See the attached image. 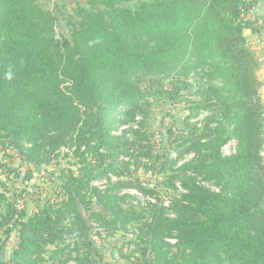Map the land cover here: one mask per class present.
Segmentation results:
<instances>
[{"label":"trees","instance_id":"16d2710c","mask_svg":"<svg viewBox=\"0 0 264 264\" xmlns=\"http://www.w3.org/2000/svg\"><path fill=\"white\" fill-rule=\"evenodd\" d=\"M85 1L88 8L76 9L71 39L60 45L52 35L56 16L38 0H0V134L30 162L73 143L84 146L83 159L87 152L99 162L109 158L98 173L87 163L78 176L69 174L57 201L14 219V260L39 264L46 251H76V264H91L100 254L88 222L93 219L108 231L118 220L138 226L128 239L127 264H264V102L258 61L244 36L254 28L244 16L256 0H136L134 8L120 5L133 0ZM191 69L223 78L235 99L228 102L212 84L202 90L203 101L212 104L203 108L215 105L227 122L210 127L214 116H208L202 138L194 137L180 154H192L174 175L185 188L180 197L169 209L153 205L146 215L118 203L123 197L116 190L138 186L133 181L118 180L106 191L90 188L94 178L121 175L122 155L133 156L145 138L136 129L131 138L111 134L147 107V90L133 77ZM230 137L235 151L222 156ZM199 176L227 193L199 183ZM93 198L112 217L93 209ZM14 213L8 208L0 227ZM168 238H176L181 251L173 253ZM139 242L141 250L133 247Z\"/></svg>","mask_w":264,"mask_h":264},{"label":"rangeland","instance_id":"374dc122","mask_svg":"<svg viewBox=\"0 0 264 264\" xmlns=\"http://www.w3.org/2000/svg\"><path fill=\"white\" fill-rule=\"evenodd\" d=\"M38 1L56 16L52 35L56 43L60 45L64 38L71 39L73 24L78 20L76 18L77 7L88 8L85 0ZM138 4L139 2L136 0L120 3L122 7L130 8H134ZM254 6L245 16L253 15L261 23L257 25L249 20L254 25L253 29L249 28L251 31H256L263 25L261 17L253 12ZM245 39L247 48L258 61L259 49L252 48L257 43H253L250 34H247ZM262 67L263 61L260 63L258 61L256 75L261 82L259 92L264 102V92H261L264 80L259 77L263 73L258 74ZM133 79H138L139 85L147 90V94L142 100V104L147 105V107L144 111L140 110L142 112L138 113L133 121L120 124L113 129L111 134L131 138L132 129H136L145 134L143 135L145 138L141 140L140 145L134 146L136 150L132 152L133 156L122 155L124 168L120 172L121 175L116 176L111 173L108 176L94 178L89 187H94L98 191H106L111 187L117 188L115 186L118 180L133 181L139 189L136 187L117 189L116 193L123 197L118 203L124 209H134L147 215L153 205L169 209L173 200L179 198L180 194L184 192L185 188L181 181L174 178V175L177 173L178 166L183 162V158L189 159L192 154L189 153L183 157H180V154L183 153L182 151L186 147H189L190 140L193 141L194 137L202 138L201 135L207 131V117L214 116V119L210 121V127H214L216 122L221 121L226 126L227 120L223 119L215 105L203 108L205 104H209L211 101H203L202 90L212 84L219 89L221 95L228 102L235 99V94L229 89L223 78L211 79L200 70H197V72L193 69L183 72L178 70L158 72L139 75L133 77ZM68 86V82L61 85L66 92L69 91ZM161 90L165 92L159 93ZM73 104L76 105L77 102L74 100ZM231 127V124L228 123L229 131H231ZM262 136L261 154L264 161V114ZM30 144L29 141L25 143L27 147ZM235 145V140L230 137L228 142L221 147L220 154L226 156L234 153ZM82 149H84V146L78 148L76 143L62 145L53 151L47 149L38 162H30L13 145L10 137L0 134V221H4L1 218L5 217L8 208L15 209V215L4 226L0 227V261L7 264H22L14 260L13 257L14 251L12 250L18 243L12 225L14 219L31 217L45 205L48 199L57 201L59 198L55 197L57 192L60 191L59 186L68 180L69 174L72 173L78 176V170L87 166V163H91L90 165L94 166V173H98L109 161V158H104L99 162L94 155L92 156V152H87L85 159H83L79 156ZM103 149L104 147L100 148L102 152H104ZM176 159L178 163L171 165V162ZM196 180L216 192L227 193L225 190L220 189L214 183V180H208L203 176H199ZM91 203L93 209L106 214L109 218L112 217L110 211L105 209L107 206L102 205L98 200L93 198ZM262 204L264 206V198ZM83 213L85 215L84 211ZM88 222L91 226L95 247L100 252L98 256H102L100 259L98 256L92 255L93 262L91 264H127L128 259L126 256L131 252L128 251L131 245L128 239L132 238L131 233H133L134 227L138 226L135 224L123 226L118 220L114 226L116 229L108 231L105 227L100 226L97 220L89 219ZM6 229L10 231L8 236L5 233ZM96 232L99 234H96ZM167 240L172 245L173 253L181 251L183 248L175 244L177 243L176 238H168ZM134 246L135 249L141 250L145 247V244L139 242L138 246L133 244ZM119 247L123 250L121 254ZM46 248L53 249V246L48 244ZM75 253L76 251H64L60 255L50 256L49 251H46L42 253L39 264H76Z\"/></svg>","mask_w":264,"mask_h":264},{"label":"crops","instance_id":"0c3cea01","mask_svg":"<svg viewBox=\"0 0 264 264\" xmlns=\"http://www.w3.org/2000/svg\"><path fill=\"white\" fill-rule=\"evenodd\" d=\"M253 12L256 13L258 17H261L263 25L259 27L256 31H251L249 28L245 29V36L247 34L251 35V38L253 39V43H257L252 48H255V50L259 49L258 56H259V63L263 61V67L260 69L258 74H262L260 77L261 80H264V0H257L256 4L254 6ZM261 92H264V83L262 84Z\"/></svg>","mask_w":264,"mask_h":264},{"label":"built area","instance_id":"2783aa9c","mask_svg":"<svg viewBox=\"0 0 264 264\" xmlns=\"http://www.w3.org/2000/svg\"><path fill=\"white\" fill-rule=\"evenodd\" d=\"M245 19H248V20H252L255 24H259V23H261V21L257 18V17H255V16H249V15H247V16H245Z\"/></svg>","mask_w":264,"mask_h":264},{"label":"clouds","instance_id":"9594fccd","mask_svg":"<svg viewBox=\"0 0 264 264\" xmlns=\"http://www.w3.org/2000/svg\"><path fill=\"white\" fill-rule=\"evenodd\" d=\"M10 78V77H9Z\"/></svg>","mask_w":264,"mask_h":264}]
</instances>
